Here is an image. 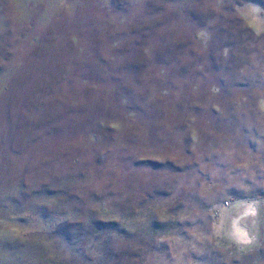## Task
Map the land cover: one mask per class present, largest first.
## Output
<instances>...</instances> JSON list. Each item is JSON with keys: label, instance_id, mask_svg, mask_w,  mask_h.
Segmentation results:
<instances>
[{"label": "rangeland", "instance_id": "rangeland-1", "mask_svg": "<svg viewBox=\"0 0 264 264\" xmlns=\"http://www.w3.org/2000/svg\"><path fill=\"white\" fill-rule=\"evenodd\" d=\"M263 4L0 0V264H264Z\"/></svg>", "mask_w": 264, "mask_h": 264}, {"label": "trees", "instance_id": "trees-1", "mask_svg": "<svg viewBox=\"0 0 264 264\" xmlns=\"http://www.w3.org/2000/svg\"><path fill=\"white\" fill-rule=\"evenodd\" d=\"M257 1H259L261 4L264 2V0H257ZM263 6H264V4H263Z\"/></svg>", "mask_w": 264, "mask_h": 264}]
</instances>
